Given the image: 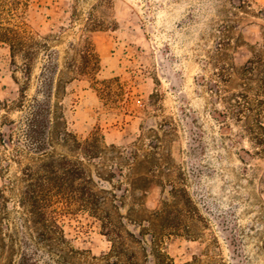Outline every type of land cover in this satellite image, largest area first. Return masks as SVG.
I'll use <instances>...</instances> for the list:
<instances>
[{
  "label": "rangeland",
  "instance_id": "374dc122",
  "mask_svg": "<svg viewBox=\"0 0 264 264\" xmlns=\"http://www.w3.org/2000/svg\"><path fill=\"white\" fill-rule=\"evenodd\" d=\"M27 2L39 43L29 76L0 43V131L52 129L45 154L21 125L0 138V264H264V78L244 70L264 57V0ZM48 157L85 174L43 227L20 193ZM47 228L57 239L31 236Z\"/></svg>",
  "mask_w": 264,
  "mask_h": 264
},
{
  "label": "trees",
  "instance_id": "16d2710c",
  "mask_svg": "<svg viewBox=\"0 0 264 264\" xmlns=\"http://www.w3.org/2000/svg\"><path fill=\"white\" fill-rule=\"evenodd\" d=\"M27 7V0H0V43L8 45L12 57L20 55L23 58L25 62L24 71L27 73V76H29L31 72V61L36 54V45L39 42L32 33L27 31L26 23L24 22ZM15 19L21 20L13 23ZM262 44L264 45V41ZM89 54L90 52L87 51V56ZM91 54L97 57L95 51H92ZM244 70L251 74L258 71L264 78L263 55L259 52H255L253 58L245 65ZM20 92L21 97L18 99L17 104L23 106L26 95L22 89ZM247 104H249L248 101ZM31 107L32 111L30 112L29 119L32 120L40 117L41 110H43L44 107L43 103L37 100L35 105ZM247 109H249V107H247ZM258 118H262L261 115H259V117L257 116L256 120L259 121L258 127L264 130L262 121ZM17 125H21L22 135L29 143V148L32 149V151L38 150L36 152L45 154L42 150H44L43 148H45V144L47 143H45L43 138L45 135L51 133V121H3L1 122L2 129L0 131V138L3 145H11L13 142L12 131ZM250 130H253V126L250 127ZM52 131H54V129ZM38 167L44 171L43 174L38 171H33L30 167L23 170L22 178L26 182V185L21 190L20 203L22 206L26 207L25 214L32 218L31 221L43 227L54 226V218L48 216V209L52 207L55 198L59 195L68 193L67 182H69L71 187L70 192L72 191V193L81 195L82 183L80 180L84 179L85 172L79 163L67 158L57 159L48 157L47 159H42ZM87 194V197L92 199L89 201L91 215L97 217L99 201L97 200L95 191L89 188ZM0 195L4 196L1 191ZM31 236H33V239L37 242L57 239L56 231L51 228L38 231L36 235L34 234ZM24 259H26V256L21 254L18 264H22Z\"/></svg>",
  "mask_w": 264,
  "mask_h": 264
}]
</instances>
